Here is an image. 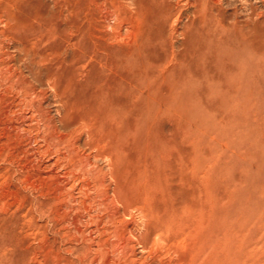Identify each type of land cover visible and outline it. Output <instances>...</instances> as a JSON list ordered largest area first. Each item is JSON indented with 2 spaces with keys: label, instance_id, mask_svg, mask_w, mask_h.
Instances as JSON below:
<instances>
[{
  "label": "rangeland",
  "instance_id": "374dc122",
  "mask_svg": "<svg viewBox=\"0 0 264 264\" xmlns=\"http://www.w3.org/2000/svg\"><path fill=\"white\" fill-rule=\"evenodd\" d=\"M0 264H264V0H0Z\"/></svg>",
  "mask_w": 264,
  "mask_h": 264
}]
</instances>
